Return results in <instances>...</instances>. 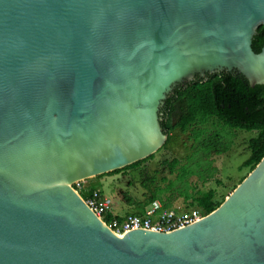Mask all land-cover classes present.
<instances>
[{"label": "water", "instance_id": "95a60500", "mask_svg": "<svg viewBox=\"0 0 264 264\" xmlns=\"http://www.w3.org/2000/svg\"><path fill=\"white\" fill-rule=\"evenodd\" d=\"M215 73L217 108L264 119V0H0V264H264V154L170 230L117 233L73 186L154 152Z\"/></svg>", "mask_w": 264, "mask_h": 264}, {"label": "trees", "instance_id": "16d2710c", "mask_svg": "<svg viewBox=\"0 0 264 264\" xmlns=\"http://www.w3.org/2000/svg\"><path fill=\"white\" fill-rule=\"evenodd\" d=\"M220 74H213L203 80L190 82L168 105L165 116V126L167 138L164 143L157 148L166 146L172 139L174 129L182 132L189 130V136L192 138V148L190 153L182 162L178 156L172 158H163L161 162L165 164L169 171L176 170L174 178L162 176L160 179L167 180L164 184L158 182L156 170L150 174H144L141 177V184L144 188L143 197L139 199L132 198L124 192L125 199L134 204L133 213H142L145 206L153 199H159L164 207L172 206L173 199L177 195H182L184 199H190L189 203L199 207L204 213L209 212L216 207L225 196L218 199L216 197V188L210 186L205 190L192 183L189 176L197 173L203 181L214 176L217 167L213 164L211 154L226 151L231 144L230 136L232 129L241 128L245 130L256 131L247 140L248 155L242 160L239 169L243 167L247 170L243 173L233 187L249 172L264 154V119L243 121L231 118L223 113L216 106L213 83L220 77ZM264 105V85L258 88L255 93L249 109L250 112ZM155 150V151H156ZM154 151V152H155ZM154 152L137 159L124 166L96 174H111L122 169L134 168L143 160L151 158ZM198 155L193 159V155ZM93 177V176H91ZM90 177L86 178L89 179ZM220 182L219 179H217ZM77 187L76 183H73ZM94 186L90 185V189ZM85 198L86 191L78 190ZM88 191V190H87ZM127 213V212H126ZM124 214H114L108 212L102 218L110 223L112 217L121 219Z\"/></svg>", "mask_w": 264, "mask_h": 264}, {"label": "rangeland", "instance_id": "374dc122", "mask_svg": "<svg viewBox=\"0 0 264 264\" xmlns=\"http://www.w3.org/2000/svg\"><path fill=\"white\" fill-rule=\"evenodd\" d=\"M255 132L254 130L249 131L241 128L232 129L230 147L224 152L211 154L212 162L217 167L214 176L203 181L197 173H193L189 176L190 181L197 184V187L201 190L214 186L218 199L226 196L233 189L234 183L247 170L244 167L239 169V165L248 155L247 140ZM192 142L189 130L182 132L179 129H174L171 141L166 146L156 150L151 158L143 160L138 166L84 179L82 185L83 187H90L92 185L100 188L102 195L109 200L110 211L112 213L122 215L126 212H131L134 210V204L129 203L123 193L126 192L135 199L142 198L144 188L141 184V177L144 174H150L154 169L156 170L157 180L161 184L167 181L160 179L162 176L174 178L176 170L169 171L168 167L161 160L165 157L170 159L173 156H178L183 162L191 151ZM192 157L193 159H197L198 155L194 154ZM189 200L184 199L182 195H177L173 199V205L180 207L195 206L189 203Z\"/></svg>", "mask_w": 264, "mask_h": 264}, {"label": "built area", "instance_id": "2783aa9c", "mask_svg": "<svg viewBox=\"0 0 264 264\" xmlns=\"http://www.w3.org/2000/svg\"><path fill=\"white\" fill-rule=\"evenodd\" d=\"M83 180L75 182L77 184L76 189L86 191L85 200L87 203L101 218L111 212L109 200L102 195L100 188L83 187ZM188 206L190 207L176 205L164 207L159 199H153L145 206L142 213L127 212L121 219L112 217L108 224L117 233L132 227L170 230L190 223L205 214L197 206Z\"/></svg>", "mask_w": 264, "mask_h": 264}]
</instances>
